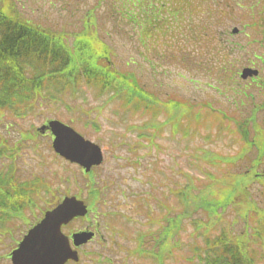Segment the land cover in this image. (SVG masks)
I'll return each mask as SVG.
<instances>
[{"label":"rangeland","instance_id":"374dc122","mask_svg":"<svg viewBox=\"0 0 264 264\" xmlns=\"http://www.w3.org/2000/svg\"><path fill=\"white\" fill-rule=\"evenodd\" d=\"M244 1H22L25 20L41 28L64 31L68 38H73V32H80L93 14L98 27L90 30L109 47L115 68L133 74L139 87L161 108L158 115L153 108L136 110L123 99L99 95L81 78L74 87L56 94L55 101L46 97L43 105L30 108L26 115L19 116L11 110L2 116L0 137L10 144L21 137L22 131L31 132L50 119H59L103 149L104 161L91 175L57 157L49 135L40 134L14 158L0 157V171L13 172L20 183L30 184L40 178L50 185L49 194L36 196L35 200L59 199L65 193H78L84 199L90 198L94 191L99 195L95 203L97 215L90 214L96 217L99 235L79 249L80 261L71 264H157L148 251L166 222L184 212L182 200L187 184H192L194 195L218 199L226 194L223 179L250 170L256 178L248 189L260 209H264V155L259 158L256 147L235 164L216 166L209 157V153L227 156L243 153L246 148L238 131L240 123L247 124L250 141L256 136V127L264 130V109L260 110V104H264V65L254 57L264 54L261 45L264 0H252L257 7L248 14L237 6ZM87 8L89 17L84 12ZM131 8L144 13L137 31L136 25L121 19L116 12L126 14ZM247 23L263 28L262 37L256 28H250L245 31L248 35L233 36L240 51L222 55L220 45L229 39L224 31L235 27L241 31ZM163 48L170 49L164 52ZM216 53L218 61L213 63L212 56ZM227 61L234 63V72L253 61L260 70L259 85L246 84L240 73L236 75V83H232L231 78L225 77V70H221ZM234 85L245 89L247 95L225 90V86L234 88ZM250 96L258 104L256 113H252ZM169 104L189 106L192 117L184 116L177 126V120L166 109ZM145 125L148 129L142 130L140 136L139 128ZM94 202L90 201L92 208ZM236 202L246 200L238 197ZM45 205L40 201L22 217L6 222L0 219V264H11L8 254L24 231L42 216ZM240 207V204L229 207L225 224L239 219ZM198 211L190 218L182 217L181 229L170 239L173 251L165 264H190L192 244L202 243L194 234L193 220L207 219L205 212ZM242 222L234 225L235 232L243 229ZM86 225L88 220L79 219L64 232L81 230ZM255 248L262 251L261 246Z\"/></svg>","mask_w":264,"mask_h":264},{"label":"trees","instance_id":"16d2710c","mask_svg":"<svg viewBox=\"0 0 264 264\" xmlns=\"http://www.w3.org/2000/svg\"><path fill=\"white\" fill-rule=\"evenodd\" d=\"M119 15L121 19L136 25L137 31L138 21L144 13L141 9L131 8L126 14ZM91 27H98L93 14L85 21L80 32H73V38H68L64 31L41 28L24 18L0 10V126L6 111L14 110L13 114L26 115L30 108L43 105L46 97L55 101L56 94L74 87L81 78L99 95L108 94L113 100L123 99L126 105L136 110L147 111L153 108L155 115H158L160 106H155L157 103H153L151 95L139 87L133 74L122 73L115 68L109 47L96 36V32L90 30ZM189 38L193 41L191 36ZM236 75L237 72L233 71V77ZM255 84L259 85L258 81ZM169 106L166 109L177 120V126L184 116L192 117V108L187 105ZM220 120H223V116ZM153 123L155 125L152 126L156 127V123ZM147 129V125L140 127L139 135L142 136L141 131ZM247 129L246 123L238 125L246 148L243 153L237 156L209 153L210 162L216 166L235 164L253 147H256L259 158L263 156L264 130L256 127V136L250 141ZM39 135L36 129L31 132L22 131L21 137L14 144L0 137V157H16L17 153L30 147L29 142L36 140ZM7 148L10 149L5 152ZM255 178L248 170L232 175L231 179H223L226 194L218 199L205 194L194 195L192 184H187L182 200L185 204L184 212L166 222L153 248L148 251L150 257L157 264H165L167 256L173 251L170 239L181 229L182 217L190 218L199 210L207 214V219L193 220L194 234L196 238L202 239V243L192 244V254L188 258L190 264H264V209H260L248 189ZM48 186L40 178L33 183L23 184L13 172L0 171L1 222L22 217L26 210L34 209L40 201L46 203L43 212L52 206L57 197L35 200L36 196L49 194ZM238 197L244 198L246 202H236ZM236 204L242 205L237 210L239 219L225 224L224 216L229 207ZM240 221H243V229L235 232L234 225L236 227ZM256 245L261 246L262 251L256 249Z\"/></svg>","mask_w":264,"mask_h":264},{"label":"water","instance_id":"95a60500","mask_svg":"<svg viewBox=\"0 0 264 264\" xmlns=\"http://www.w3.org/2000/svg\"><path fill=\"white\" fill-rule=\"evenodd\" d=\"M258 74L257 70L245 69L242 76ZM49 129L54 135L53 147L66 159L79 163L89 171L93 165L103 160L101 148L85 139L72 127L59 120H51L39 130ZM88 212L83 200L66 196L53 209L45 212L44 217L28 232L11 253L13 264H65L68 260H79L78 251L73 249L70 238L62 231L77 216ZM91 231L77 232L72 235L75 246L87 243L93 237Z\"/></svg>","mask_w":264,"mask_h":264},{"label":"flooded vegetation","instance_id":"af4514ba","mask_svg":"<svg viewBox=\"0 0 264 264\" xmlns=\"http://www.w3.org/2000/svg\"><path fill=\"white\" fill-rule=\"evenodd\" d=\"M6 1V0H4ZM10 4H12V9H8L9 12L13 13L14 15L24 17L25 11L22 10V1L24 0H7ZM36 1V0H34ZM51 1V0H50ZM54 1H62V2H86L87 0H54ZM16 3H19V6H15ZM73 12V11H72Z\"/></svg>","mask_w":264,"mask_h":264}]
</instances>
